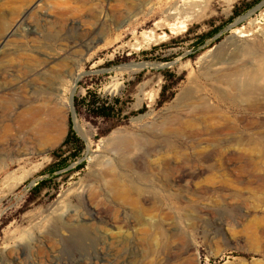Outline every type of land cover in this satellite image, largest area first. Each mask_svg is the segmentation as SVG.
Returning <instances> with one entry per match:
<instances>
[{"label": "rangeland", "instance_id": "obj_1", "mask_svg": "<svg viewBox=\"0 0 264 264\" xmlns=\"http://www.w3.org/2000/svg\"><path fill=\"white\" fill-rule=\"evenodd\" d=\"M168 1L0 0V41L7 35L0 48V114L8 120L16 108L34 106L46 128L35 137L32 126L13 125L0 136V264H164L172 247L170 264H264V82L252 113L225 107L233 124L216 126L223 141L231 137L227 128L232 136L250 135V149L223 150L208 163L216 168L212 173L187 153L169 175L139 182V201L153 205L148 216L159 224L155 232L140 234V206L98 190L101 170L89 157L103 155L115 164L120 144L152 128L199 73V57L238 32L251 34L248 46L264 58V0H205L186 21L165 20ZM235 7L238 16L229 23ZM214 28L218 34L195 51L199 37ZM250 59L258 77L259 56ZM59 61L84 72L72 95L78 132L72 131L84 149L67 169L40 176L72 125L71 97L43 100L45 73ZM132 63L150 66L132 72L125 68ZM87 97L107 104L97 111ZM7 100L15 109H4ZM79 224H87V241L74 239ZM164 224L175 228L170 241Z\"/></svg>", "mask_w": 264, "mask_h": 264}, {"label": "bare ground", "instance_id": "obj_2", "mask_svg": "<svg viewBox=\"0 0 264 264\" xmlns=\"http://www.w3.org/2000/svg\"><path fill=\"white\" fill-rule=\"evenodd\" d=\"M81 1L85 2V0ZM111 1L119 2L121 0ZM204 3L205 0H169L164 5V18L167 21H173L183 17L186 21L189 16L198 13ZM185 21L182 20L179 28L185 29ZM7 32L10 33L11 29H8ZM6 36L0 41V48L6 40ZM253 40L251 34L238 35V32H233L213 52L209 50L205 55L199 57L197 60V65L200 66L199 73L189 79L185 86L179 90L171 104L167 109L165 108L163 116L153 123L152 128L142 131L141 134L133 135L128 142L120 144V154L115 164L108 162L103 155L89 157V161H95L101 170L96 176L101 184L98 190H104L123 204L134 208L141 207L143 216L136 224L141 227L140 234L142 236L147 235L149 230L153 232L158 230L159 224L148 216L153 205L145 207L138 199L144 191L139 186V182L149 180L160 173L169 175L173 171L174 163L179 159L187 158V153L201 160L202 164H207V172L212 173L216 168L208 163L220 156L223 150L250 149L253 146L254 143L250 135L232 136L234 133L231 128H227L225 131L231 137L223 141L216 128L220 124H233V120L223 110L225 107L233 112L241 110L244 115H249L254 111L253 99L259 91L258 84L260 81L264 82V58L262 53L258 54L259 49L255 50L248 46ZM55 43L56 41L54 45ZM59 44L57 43L58 46ZM49 51L52 50L49 49ZM257 56H259V61L256 64L260 69L258 77H256L257 73H253L256 67L254 59H250ZM238 57L243 59L239 60ZM244 59L247 61L244 62ZM42 61L45 65L50 63V59L47 57ZM217 64L226 66V68H218ZM55 65L57 68L49 67L45 73L43 81L45 98L43 100L52 103L59 101L65 103V97L69 96L71 101L66 103V108L72 112L74 111L72 95L84 72L78 68L71 69L63 61H59ZM148 65L147 63H132L125 68L135 72ZM5 103L6 111L15 107L10 100ZM15 110L14 115L8 120L4 119L3 112L0 114V136L13 125L18 126L19 129L32 126L35 137H40L45 133L44 125L36 121L38 113L36 107L24 106L19 112H17L18 108ZM246 121V118H240L241 123ZM74 124L78 132L76 118H74ZM211 147L212 149H210ZM136 152L139 154H134ZM129 154H132L133 157L128 158ZM5 167L7 168L8 165H4ZM199 173L200 170H197L196 174ZM163 226L165 238L167 241L172 240L175 228L172 224ZM118 230L120 232L121 228L118 227ZM73 233L76 235L74 239L87 241L86 238L89 234L87 224H79L76 232ZM174 249V247L170 248L164 264H170L173 261Z\"/></svg>", "mask_w": 264, "mask_h": 264}, {"label": "trees", "instance_id": "obj_3", "mask_svg": "<svg viewBox=\"0 0 264 264\" xmlns=\"http://www.w3.org/2000/svg\"><path fill=\"white\" fill-rule=\"evenodd\" d=\"M248 8H249V6H248ZM237 11H238V8L235 7L233 9V16H231L228 19L229 23H231L234 20V18H236L238 16ZM219 31H220V28H214L209 33L200 36L199 39L197 40V42L194 44V47L196 48L195 51H197V48H199L201 45H203L207 39H210V38L214 37L215 35H217ZM84 102L88 105V107H92L93 109H95L97 111L104 109L105 105L107 104V101L89 100L88 97L85 98ZM98 116H104V114L99 112ZM64 149H67L68 151L72 150V152H70L66 156H63L64 155V151H63ZM83 149H84L83 142L78 137H76V135L72 131L71 126L69 124L68 133L65 136V139L63 140L61 145L56 150H54L51 154L52 157L55 159V162H53L52 164L47 166L40 173V176H43L45 174H48L49 176H53L54 173L67 169L71 162H74L80 158V154L83 151ZM58 153H60V154H58ZM83 165H84V161L81 162L80 164H78L75 168L81 169L83 167ZM43 183H44V181L38 183V185L32 189V192H37L38 190H40L42 188Z\"/></svg>", "mask_w": 264, "mask_h": 264}, {"label": "water", "instance_id": "obj_4", "mask_svg": "<svg viewBox=\"0 0 264 264\" xmlns=\"http://www.w3.org/2000/svg\"><path fill=\"white\" fill-rule=\"evenodd\" d=\"M74 118H75V113H74V111H72L69 122L72 124L71 125V129L74 132H77L76 127H75V124H74ZM69 122H68V124H69Z\"/></svg>", "mask_w": 264, "mask_h": 264}]
</instances>
